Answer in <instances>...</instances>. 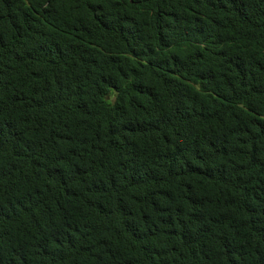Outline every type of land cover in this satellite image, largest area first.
Returning a JSON list of instances; mask_svg holds the SVG:
<instances>
[{"label": "trees", "instance_id": "16d2710c", "mask_svg": "<svg viewBox=\"0 0 264 264\" xmlns=\"http://www.w3.org/2000/svg\"><path fill=\"white\" fill-rule=\"evenodd\" d=\"M0 264H264V0H0Z\"/></svg>", "mask_w": 264, "mask_h": 264}]
</instances>
